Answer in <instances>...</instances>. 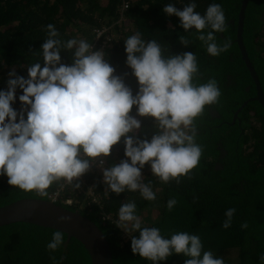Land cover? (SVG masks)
Wrapping results in <instances>:
<instances>
[{"label": "trees", "instance_id": "16d2710c", "mask_svg": "<svg viewBox=\"0 0 264 264\" xmlns=\"http://www.w3.org/2000/svg\"><path fill=\"white\" fill-rule=\"evenodd\" d=\"M189 0H0V89L7 88L8 72L13 68L27 78V66L40 62V47L47 38L46 26L53 24L60 38L85 39L92 49L103 50L115 74L133 90L136 78L126 64L124 41L139 32L145 40H156L165 57L193 52L199 72L194 83L215 78L221 90L220 101L207 106L195 121L196 142L203 147L199 165L179 183H162L152 175L149 165L142 169L144 182L150 183L156 200H144L139 192L106 195L102 168L118 164L124 156L123 138L108 157H101L78 181L79 189L53 184L47 197L25 193L0 176V206L31 197L51 199L93 221L105 234L113 264H151L134 255L131 238L116 227L122 203L135 202L142 225L158 227L161 235L185 231L198 235L203 251L223 258L224 264H261L264 255V108L256 97V86L236 43L238 15L242 0H196V11L204 14L211 3H220L227 18V31L217 33L218 43L231 40V48L220 56H210L196 38L195 30L185 32L179 18L166 16L164 5L178 9ZM106 30L100 37L97 32ZM109 35V36H108ZM189 40L186 48L179 37ZM109 38V39H108ZM242 38L264 94V0H247ZM62 63L71 64L72 54L61 53ZM12 105L22 108L18 97ZM246 102V103H245ZM135 106L130 114L135 115ZM236 113V117H235ZM26 118V113H25ZM141 129L135 135L150 140L157 131L151 117H136ZM76 183V181H74ZM177 203L169 211L167 201ZM236 211L231 226L223 227L225 212ZM247 228H243V224ZM55 229L16 222L0 227V264H91L84 246L74 237L55 251L47 249ZM138 235V233H133ZM183 254H173L161 264H185Z\"/></svg>", "mask_w": 264, "mask_h": 264}, {"label": "clouds", "instance_id": "9594fccd", "mask_svg": "<svg viewBox=\"0 0 264 264\" xmlns=\"http://www.w3.org/2000/svg\"><path fill=\"white\" fill-rule=\"evenodd\" d=\"M196 8V0H189L182 10L169 3L162 12L178 17L185 32L195 30L210 56L228 52L231 40L218 43L216 35L227 31L222 5L211 3L203 15ZM46 30L40 47L43 66L38 61L28 65L27 78L13 68L6 90L0 89V176H6L10 186L40 197H47L53 184L79 189L80 178L98 158L108 157L122 138L125 159L107 168L99 161L106 195L139 192L144 200L154 201L156 192L142 175L145 165L162 183H179L199 165L203 147L196 142L195 121L207 106L219 103L222 93L215 78L194 83L199 65L193 52L165 57L156 40H145L139 32L130 35L124 46L126 64L138 83L134 95L103 50L93 51L85 39L62 40L53 24ZM179 42L186 48L190 43L184 36ZM62 52L72 54L71 64L62 63ZM18 89L19 111L12 107ZM137 116L155 120L157 131L150 140L135 135L141 129ZM176 203L169 199L168 210ZM136 208L135 202L122 203L115 222L131 238L134 255L151 264H161L173 254L187 257L185 264H224L223 258L203 251L198 235L180 231L165 238L158 227L143 226ZM235 211L225 212V229ZM69 220L59 217V222ZM64 235L55 230L47 249H59ZM260 261L264 264V255Z\"/></svg>", "mask_w": 264, "mask_h": 264}, {"label": "water", "instance_id": "95a60500", "mask_svg": "<svg viewBox=\"0 0 264 264\" xmlns=\"http://www.w3.org/2000/svg\"><path fill=\"white\" fill-rule=\"evenodd\" d=\"M246 5L247 0H242L235 40L241 57L256 86V97L252 98V100H258L264 108L262 87L257 73L249 60L242 38ZM61 216L70 217V220L59 222V217ZM16 222L32 223L61 230L67 235V240L74 237L84 246L90 256L91 264H113L111 248L105 234L99 226L77 210L73 211L51 199L25 197L0 206V227Z\"/></svg>", "mask_w": 264, "mask_h": 264}, {"label": "built area", "instance_id": "2783aa9c", "mask_svg": "<svg viewBox=\"0 0 264 264\" xmlns=\"http://www.w3.org/2000/svg\"><path fill=\"white\" fill-rule=\"evenodd\" d=\"M102 34H103L102 31L97 32V37H100ZM99 50H101V49H99ZM55 199H56L55 196H51L52 201H55Z\"/></svg>", "mask_w": 264, "mask_h": 264}, {"label": "rangeland", "instance_id": "374dc122", "mask_svg": "<svg viewBox=\"0 0 264 264\" xmlns=\"http://www.w3.org/2000/svg\"><path fill=\"white\" fill-rule=\"evenodd\" d=\"M102 31V33H106V30L104 31V30H101ZM109 36V35H108ZM109 39V38H108ZM94 51V50H93Z\"/></svg>", "mask_w": 264, "mask_h": 264}]
</instances>
